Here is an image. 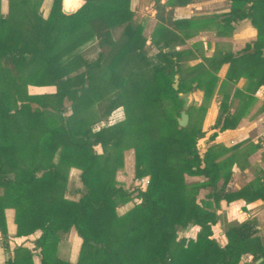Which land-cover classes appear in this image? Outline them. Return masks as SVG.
Masks as SVG:
<instances>
[{"label": "trees", "instance_id": "16d2710c", "mask_svg": "<svg viewBox=\"0 0 264 264\" xmlns=\"http://www.w3.org/2000/svg\"><path fill=\"white\" fill-rule=\"evenodd\" d=\"M76 3L63 0L68 7ZM154 5L150 42L157 51L151 56L144 50L143 25L133 19L129 0H82L70 12L51 0L45 14L32 8L0 14V60L12 65V70L0 65V228L5 229L4 208L11 207L15 234L40 229L35 243L45 249L55 245L59 231L72 227L81 238L78 264H117L138 250L144 254L141 264H237L244 254L252 264H264V243L253 217L229 224L223 231L226 240L219 244L211 236L214 211L196 200L203 186L210 187L215 200L264 199V147L263 167L251 181L232 191L216 185L219 175L224 182L230 176L232 160L231 155L215 160L217 152L239 143L213 144L199 154L206 103L190 101L182 126L176 116L184 93L201 87L206 101L217 76L200 62L182 70L185 50L167 49V39L182 42L189 35L186 28L201 19L167 18L158 0ZM243 17L255 27L256 38L235 54L208 58L214 69L228 62L218 88L222 99L213 123L218 130L234 127L250 101L249 92L264 84V0H230L228 13L216 23ZM115 26L122 37L117 44L111 38ZM91 40L98 52L88 61L79 52ZM78 67L82 69L72 73ZM240 75L245 92L233 89L239 102L230 111L226 85ZM28 83L54 89L28 92ZM96 98L101 103L95 109ZM64 99L70 106L67 115ZM117 107L123 109L122 119L91 128L98 114L105 120ZM192 108L199 111L198 119L190 118ZM126 147L133 150L134 177L146 180L129 190L115 182ZM70 166L79 168L84 187L77 199L63 194ZM184 174L204 178L188 182ZM132 191L137 200L117 209L131 200ZM189 223L197 225L195 235L177 238L178 228Z\"/></svg>", "mask_w": 264, "mask_h": 264}, {"label": "crops", "instance_id": "0c3cea01", "mask_svg": "<svg viewBox=\"0 0 264 264\" xmlns=\"http://www.w3.org/2000/svg\"><path fill=\"white\" fill-rule=\"evenodd\" d=\"M63 4V0H60ZM135 0H132L133 5H129L130 9L134 8ZM147 9L151 11V19L153 26L156 23L154 17L156 7L151 6L154 0H149ZM170 0H158L160 7L159 11L163 15L171 19L175 18H208L201 20L197 32L185 39L193 52L192 42H198L200 52H193V59L189 62L196 63L201 61L202 69L207 70L210 74H215L217 80L211 95L206 100L204 111V119H202V136L197 139V148L199 154H202L208 146L220 144L225 147H230L235 143H239L237 147L229 148L228 150L217 152L215 160L231 155V162L228 165L231 170L230 176L223 181L221 175L216 180V185H224L228 191L236 190L245 183L251 181L259 170L263 167L261 161V152L264 147V84H260L253 92H249L250 101L244 108L243 114L234 127L218 130L213 123L218 111L220 100L222 99V91L219 90L220 82L224 79V75L228 66V62L221 64L214 69L213 64H209L208 58L215 53H237L246 42H251L256 38V30L249 23L247 18H241L225 23L221 26L218 21L224 17V12L227 10L226 0H191L182 5L169 4ZM82 2L77 0L75 8ZM220 7H219V6ZM144 7V5H143ZM63 8V7H62ZM131 9V10H132ZM73 10V9H66ZM146 10V9H144ZM143 11V9H142ZM45 14V13H44ZM264 51V46H261ZM202 50V51H201ZM201 55V56H199ZM217 57V58H219ZM245 78L240 75L235 82H229L228 100L229 110L232 111L238 105L239 97L233 96V89L236 87L244 91ZM51 88V87H50ZM52 90V89H47ZM198 91L197 89L189 92ZM188 92V93H189ZM245 92V91H244ZM203 95L202 90L199 91ZM195 103V101H193ZM214 132V136L210 134ZM64 196L67 198L77 199L79 191L83 185H80L79 169L75 166H70L67 171ZM74 178V183L71 179ZM186 181H200L204 177L199 174L188 175L184 174ZM212 191L209 186L199 187L196 193V200L203 204L206 208L213 210L216 215L215 222L211 225V236L219 243L225 242L224 229L229 225L239 222L247 217H253L255 220L256 234L260 236L264 243V199L255 198L246 200L242 197L234 198L226 201L223 198L215 200L212 196ZM132 199L117 207L119 210H124L132 204ZM15 223L13 221V209L11 207L4 208V230L0 228V264H78L79 250L81 238L70 227L65 231H59L56 243L54 246L41 249L35 243V239L40 234V229H34L31 232L17 235L15 234ZM197 230V225L187 224L178 228L177 238L193 237ZM144 254L142 250H138L136 254H132L124 258L117 264H141ZM258 257L255 262L259 261ZM82 264V261H81ZM237 264H252L251 256L244 254L240 257Z\"/></svg>", "mask_w": 264, "mask_h": 264}, {"label": "rangeland", "instance_id": "374dc122", "mask_svg": "<svg viewBox=\"0 0 264 264\" xmlns=\"http://www.w3.org/2000/svg\"><path fill=\"white\" fill-rule=\"evenodd\" d=\"M50 1L51 0H0V14H8L7 11H24L25 12V11H30L31 8L34 11H37L39 13L44 14L46 11H48V5H49ZM149 2H150L149 0H135L134 1L135 6L133 9L132 8L131 9H132L133 19H135L136 21H140L143 25L142 33L145 37L144 50L148 55L151 56V55H153V53H155V51H157V48L155 45H153L150 42V34H151L154 26L152 24L153 20L151 19V16H150L152 12L149 11V9H147V5H150ZM226 3H227V6H226L227 10H225V12H224L225 15L228 13V10L230 7V0H226ZM59 5H60L61 10L62 9H75V5L68 7V6H65L64 4H61L60 0H59ZM129 5H133L132 0H129ZM143 5H144V7H143ZM151 6H154V4L152 5V3H151ZM142 9H143V11H142ZM144 9H146V10H144ZM243 18H246V17H243ZM175 19H178V18H175ZM191 19H193V18H191ZM200 19L204 20L203 18H200ZM238 19H241V18L232 19L230 21L238 20ZM248 21H249V19H248ZM249 23H250V21H249ZM220 27H222V25ZM198 28H199L198 23H194L190 26V28L189 27L186 28L189 35L183 37L182 42L180 40H178L177 37H170L169 39H167V43L169 44V46H167V49L175 48V49H184L185 50L184 54L182 55V57L180 58V61H179V63L181 64L182 70H185V69H187L186 67L192 66L193 64H195V63H192L189 61L193 59L195 52H197V53L200 52V47L199 46L197 47V45H200L198 42L196 43L194 41L191 43V45H195V47H193V49H192L194 52L193 53L191 51L190 47L187 46L188 43L185 41V39L187 37L195 34L197 32ZM174 31H176V30H174ZM176 32L179 33V35L182 34V31L178 30ZM111 38L113 39L115 44H117L121 41L122 37L120 34V28L118 26H115L112 28ZM262 46H264V45H262ZM80 49H81V52H79V53L82 55V57L85 60H88V61L92 60L98 52V46L94 40L87 41L85 44H83L80 47ZM219 53H221V52H219ZM219 53H215L211 57L214 56L215 58H217V57H219ZM222 54H224V53H222ZM199 56H201V55H199ZM103 60H105V61L108 60V57H107V59H103ZM197 62L201 63V61H197ZM0 65L3 67H10V69L12 70V65H10L8 63V66H7V62H5L3 60H0ZM81 69H82V67H78L77 69L73 70L72 73H74L76 71H80ZM174 74H176V78H177L178 74L177 73H174ZM190 75H191V73L188 72L187 77L189 78ZM0 83H1V78H0ZM0 88H2L1 84H0ZM47 89H54V88L52 85H38V84H31V83L26 84V90L28 92H40V91H46ZM193 89H191V90H193ZM195 89H197L198 91L189 92L187 94V102L188 101H191V102L195 101V103H194L195 105L199 104V103L204 104V102L206 103L204 96L200 95V93H199V91L202 90L201 87H196ZM93 103H94L93 105L95 106L94 108L96 109V105L101 103V100L96 98V99H94ZM62 108H63V113L65 115H67L70 112V106H69L68 100H66V99L63 100ZM97 113H99V112H96V115H97ZM189 113H190V118H193V119L199 118V111H197L195 108H192L191 110H189ZM123 115H124V113H123L122 107H117V108L113 109L109 113V115L106 117L105 120L101 118L100 114H98V119L94 123L91 124V128L96 129L99 126H101L102 124H104V122H106L107 124L113 123L117 120L122 119ZM202 119H204V117ZM187 120H188V114H187ZM201 125H202V120H201ZM94 149L98 152L101 151V147L97 144L94 145ZM78 176H79V173H78ZM74 180L75 179L72 178L71 183L75 184ZM115 182L118 185H120L124 190H129L132 187L141 186L145 182V176H142L140 178L134 177L133 150L131 147L123 148L122 164L117 166L116 170H115ZM80 185H82L81 181H80ZM83 191H84V187L82 188V190L79 191V194L81 195V193ZM135 193H136L135 191H132L131 200L132 199L137 200Z\"/></svg>", "mask_w": 264, "mask_h": 264}, {"label": "water", "instance_id": "95a60500", "mask_svg": "<svg viewBox=\"0 0 264 264\" xmlns=\"http://www.w3.org/2000/svg\"><path fill=\"white\" fill-rule=\"evenodd\" d=\"M62 11H64V12H70L72 10L62 9ZM176 86H177V78H176V74H174V76H173V82H172V87L173 88H176ZM187 94H188V92L183 94V104H182V108L179 111V115L176 117V121H177V123H178L179 126L184 125L186 123V121H187V113L185 112V108L188 105V103L190 102V101L187 102Z\"/></svg>", "mask_w": 264, "mask_h": 264}, {"label": "built area", "instance_id": "2783aa9c", "mask_svg": "<svg viewBox=\"0 0 264 264\" xmlns=\"http://www.w3.org/2000/svg\"><path fill=\"white\" fill-rule=\"evenodd\" d=\"M146 181V180H145Z\"/></svg>", "mask_w": 264, "mask_h": 264}]
</instances>
